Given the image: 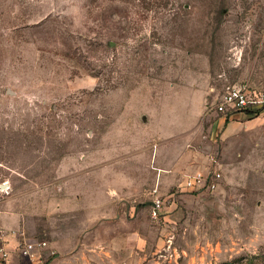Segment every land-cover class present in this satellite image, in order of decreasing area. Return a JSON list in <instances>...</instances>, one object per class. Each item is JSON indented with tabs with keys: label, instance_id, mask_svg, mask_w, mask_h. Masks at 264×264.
<instances>
[{
	"label": "rangeland",
	"instance_id": "1",
	"mask_svg": "<svg viewBox=\"0 0 264 264\" xmlns=\"http://www.w3.org/2000/svg\"><path fill=\"white\" fill-rule=\"evenodd\" d=\"M244 83L264 0H0V264H264V115L211 108Z\"/></svg>",
	"mask_w": 264,
	"mask_h": 264
},
{
	"label": "built area",
	"instance_id": "2",
	"mask_svg": "<svg viewBox=\"0 0 264 264\" xmlns=\"http://www.w3.org/2000/svg\"><path fill=\"white\" fill-rule=\"evenodd\" d=\"M211 108L228 119L240 113L253 114L255 116L264 115V89L253 87L248 83L228 85ZM216 174L215 169L208 173L196 170L186 174L182 186L189 190H202L206 187L213 189L216 187L215 182H213ZM163 206V199L157 195L151 204V215L153 217L160 215ZM41 244L25 241L20 248L21 254L33 259L36 255L37 247ZM0 256L3 258L8 257V252L4 246L0 247Z\"/></svg>",
	"mask_w": 264,
	"mask_h": 264
},
{
	"label": "crops",
	"instance_id": "3",
	"mask_svg": "<svg viewBox=\"0 0 264 264\" xmlns=\"http://www.w3.org/2000/svg\"><path fill=\"white\" fill-rule=\"evenodd\" d=\"M22 215L17 212H11L5 209H0V236L4 239L3 246L6 245L13 248L16 245L17 235L7 232V228H15L21 224ZM6 245L4 247H6ZM8 258V257H7ZM6 258V259H7Z\"/></svg>",
	"mask_w": 264,
	"mask_h": 264
},
{
	"label": "water",
	"instance_id": "4",
	"mask_svg": "<svg viewBox=\"0 0 264 264\" xmlns=\"http://www.w3.org/2000/svg\"><path fill=\"white\" fill-rule=\"evenodd\" d=\"M3 186V185H2Z\"/></svg>",
	"mask_w": 264,
	"mask_h": 264
}]
</instances>
